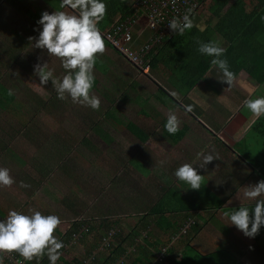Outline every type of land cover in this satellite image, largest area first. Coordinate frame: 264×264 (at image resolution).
Returning a JSON list of instances; mask_svg holds the SVG:
<instances>
[{
    "label": "crops",
    "instance_id": "1",
    "mask_svg": "<svg viewBox=\"0 0 264 264\" xmlns=\"http://www.w3.org/2000/svg\"><path fill=\"white\" fill-rule=\"evenodd\" d=\"M57 1L58 4L55 5L59 8L55 9L52 2L51 10L73 11L68 8L60 9L61 0ZM40 2L41 0H38V4ZM200 2L201 9L191 15L193 20L191 29L185 30L183 34H176L178 36L170 34L161 38L162 45L155 50L157 54L160 50L159 59L154 67H150L149 74L138 72L105 43L104 51L97 53L94 66L99 67L100 64L106 66L104 72L110 73V79L113 82H109V78L104 79V76L101 77L108 83L101 82L97 72H94V91L98 93L96 87L107 89L110 99L113 96L116 102L113 105L116 106L115 108L120 114L128 113V111L133 112L135 96L142 97L147 90V94L142 100L143 103L137 106L135 111L138 119V116H143L141 123H137L135 120L122 123L114 115H110L108 123L103 121L106 127L114 131L113 135L118 131L117 122L124 125L125 131L129 135L120 138L121 147L115 149L114 146L111 148L107 146L105 148L104 145L111 144L113 136L108 139L107 136L98 132L100 135L98 138L104 142L102 144H104L103 149L105 148L104 151H100L99 144L96 146L93 139L88 138L85 133L79 135L82 128L67 137L52 136L53 139H50L49 136L45 140L47 143L45 150H50V152L44 153L48 157L50 156V159L52 158L56 164V167H52L50 170L53 172L50 184L52 182L54 188L59 192L65 190V196L60 200L61 204L58 202L57 206L54 204L57 201H51L52 203L46 205L45 208L50 207L52 210L57 207L55 214L60 217L58 225H63L62 227L69 226L71 222L83 224L85 229L88 228V225L90 226L91 231L87 233L83 239L84 242L81 243L82 247L88 246L85 252L95 249L103 234L112 230L113 227L120 234L116 239L117 242L126 240V238L130 240L132 238L136 240L139 236L141 238V233L148 227V232L144 233L143 238L139 239V243L134 245L136 255L140 250L138 246H143L155 253L164 247L168 249V246L164 244L157 245V249H155L150 243L158 240L166 241L169 238H171L169 244L171 248L180 249L182 240L172 241V236L177 235L182 225L173 234L171 228L168 227L169 223L164 222L161 228L156 225L157 216L152 212V207L159 195L171 189L183 196L193 206L200 208L193 211L202 226L193 235L192 244L195 240L198 242L205 240L206 246L203 247L208 248L211 243L212 249H203L204 252L211 253L220 249L232 254L243 264H264V230L257 240L243 235L234 225L228 223L224 210L207 209L200 195H196L199 191L202 193L203 190H208L225 199L222 208L247 205L249 211L251 210L252 201L243 196V191L245 187L255 184L261 179L247 177L248 172H255L254 165L249 164L252 161V157L249 156L254 155L250 151L249 141L252 139V135L258 138L257 143L262 144V140L251 132L252 121H255L257 117L244 106V101L247 98L264 96L262 75L264 55L261 54L264 51V21L262 23L260 19L254 23L251 19L259 13L261 17L264 16L262 13L264 0H202ZM116 15L123 14L117 13ZM223 18L226 19L224 21L226 26H223L221 30L217 24ZM213 20H215L214 23ZM201 26L203 31L200 30ZM105 28L107 27L105 26ZM153 34L154 32L146 25H136L132 35L133 47L147 42ZM198 40L213 41L225 49L222 56L227 60L228 67L233 73L230 86H227L226 81L217 78L220 73L215 68L209 72V64L196 83L187 91L180 92L169 82L170 79L179 80L178 78H181L180 74L173 72H186V68L183 66L188 65L189 71H193V63L198 60L195 55L202 56L209 63L211 57L197 51ZM229 46L235 47L230 54H227L226 49ZM14 50H17L14 53L16 55H14L15 59L12 65L15 66L4 70L6 74L15 76L20 75L21 72L25 75L31 72L36 63L31 64L21 56L17 57L19 49L14 48ZM151 51L153 52V48ZM9 52H13L12 47H9ZM10 55L6 54V57L8 58ZM49 56L50 68L53 71L59 70L56 78H60L59 75L64 74L61 71H65L60 65V58L51 54ZM253 60L263 64L261 71L250 72L244 65V62L251 63ZM128 65L131 66V69ZM139 83L140 86H138ZM50 85L55 91L53 85L51 83ZM158 88L171 95L175 94L173 99L176 103H162L158 99L162 97ZM105 99L107 100V98ZM189 104L192 105V109L190 112H186L183 106ZM170 110L174 111L179 119L178 128H186L184 135L178 139L167 136L162 130L163 120H166ZM128 122L135 123L148 134L145 141L137 139L126 128ZM81 132H85V130L82 129ZM98 133L95 136H98ZM197 152L217 153L221 164L217 165L213 159L204 167H199L196 165L199 164V159L196 157ZM122 156L128 157L126 164L121 163ZM162 161L164 164L161 163ZM185 162H194L193 167H196L198 173L202 175L201 186L196 189V193L185 182L178 180L173 175L175 168ZM135 166L143 172H139ZM213 172H226L227 175L218 176ZM77 173L81 177L80 180L76 179L79 178ZM151 173H156L159 177L152 176ZM104 182L108 184L105 186ZM108 186L109 191L107 190ZM29 189L30 187L27 188V190ZM19 192H25V189ZM183 192L187 193V196L182 194ZM189 196L196 200L195 204L192 202V198L189 199ZM65 199L67 202L64 201ZM9 200L12 202L1 207L5 212L0 211V219L7 216L9 209L19 212L18 207L22 203L19 204V200L16 198ZM21 208L22 206H20V210ZM60 212L62 213L60 214ZM138 215L140 217L134 221L130 230L125 235L121 234L120 232L127 228L130 217ZM176 220L179 225L185 221L181 213L176 217ZM86 221H88L87 224ZM199 247H201L200 244ZM73 257L75 256L65 257V261H69Z\"/></svg>",
    "mask_w": 264,
    "mask_h": 264
},
{
    "label": "clouds",
    "instance_id": "2",
    "mask_svg": "<svg viewBox=\"0 0 264 264\" xmlns=\"http://www.w3.org/2000/svg\"><path fill=\"white\" fill-rule=\"evenodd\" d=\"M175 2L176 0H170L173 5H175ZM64 8L73 11H42L36 20V24L40 26L37 35L35 38L29 36L28 39L29 41L34 39L32 47L46 50L47 54L60 58V65L65 72L62 77L56 78L47 62L34 64L33 71L41 85L47 84L49 80L51 81L58 99L64 100L67 96L72 102L95 110L100 106V100L99 97L91 95L89 90L93 86V66L96 54L104 51L105 39L101 32L110 26L104 30H99L97 27L98 22L103 19L105 14V2L104 0H61L60 9ZM191 13L192 8L189 7L179 17L173 16L168 19V28L175 34H183L185 30L191 29L193 27ZM261 19L264 20V16ZM214 22L215 20H213ZM155 24L153 23V25ZM200 30L203 31L202 26ZM161 45L162 43L151 47L150 51L153 48V52H155L157 47ZM109 48L114 49L111 46ZM197 51L211 57L209 72L215 68L220 73L217 78L226 81L227 86H230L233 73L228 67L227 60L222 56L225 49L216 42L198 40ZM119 57L123 58L120 55ZM146 59L148 60L146 71L133 66L129 62L127 63L138 72L149 74L150 59L145 55L144 60ZM9 92L11 93V90ZM244 106L255 117L259 118L264 115V96L247 98L244 101ZM183 107L186 112H190L192 109L190 104ZM252 123H255V121H252ZM178 126L179 119L176 113L170 110L166 116L164 129L169 134H174L178 131ZM196 157L199 159V164H196L199 167H204L214 158H219L210 152H197ZM194 164V162L180 164L175 168L173 175L178 180L185 182L189 188L199 189L202 175L198 173L196 167H193ZM13 182L14 179L10 176L9 169L0 166V186L6 187ZM19 184L21 187H28L23 181H20ZM243 196L252 201L251 216L247 205L239 206L235 210L226 213V215L228 223L234 225L243 235L251 238L264 226V180H259L255 184L245 187ZM29 213L25 214L9 209L7 216L0 219V251H15L25 260H32L35 257L38 261L42 255H46L49 264H56L60 256L59 249L63 247V241L53 235L54 229L60 223L59 217L54 214L45 215L40 211L31 209H29ZM107 233H109V230L102 236V240H106L105 246L108 248L107 252H110L108 245L110 240H114L112 238L114 233L111 236ZM181 235L183 234L178 232L176 239ZM159 252L160 249L155 253V259L152 261H161L163 256L159 258ZM122 255L113 264H125ZM118 260L120 261L117 262Z\"/></svg>",
    "mask_w": 264,
    "mask_h": 264
},
{
    "label": "rangeland",
    "instance_id": "3",
    "mask_svg": "<svg viewBox=\"0 0 264 264\" xmlns=\"http://www.w3.org/2000/svg\"><path fill=\"white\" fill-rule=\"evenodd\" d=\"M41 2L38 4V0H0L1 3L0 4V83L8 87L11 90V92H13L17 96V99H20L21 101L27 100V96L25 95H29L32 98H38L41 101L47 100L48 98H50V92L52 91L50 80L48 81L47 84L41 85L38 81L37 75L33 70L26 75L23 72H21L20 75H15V76H12L11 74H6V72L4 71L7 70L10 66L11 67L15 66V65L12 66L15 59L14 55H16L14 53L17 51L14 50V48L19 49V52L17 53V57L21 56L23 59H26V61L28 60V62H30L31 64H33L34 62L35 63L47 62V65L50 68V56L45 52L46 50H41L32 47L31 45L34 42V39L33 41H29L28 39L29 36L35 38L40 27L39 25L37 26L36 22H34L35 20H33L31 16L37 19L39 18L42 11H48V12L54 11V9L53 10L50 9V4L52 2L55 9L59 8L55 5L58 4L57 0H41ZM37 5L39 7H36ZM27 11L29 12L27 13ZM34 29H36V31H34ZM9 47H12L13 52H9ZM6 54H11V55L7 58ZM130 67L131 66H129V68ZM105 69L106 66H102L101 64L99 65V67L93 66V75L94 72H97L98 74L97 76L100 78L101 82L108 83L107 81L104 80L108 78H109V82H113L112 79H110L111 78L110 73L104 72ZM61 72L64 73L65 71H61ZM58 73L59 70L53 71V75H55V77L56 76L58 77ZM62 75L63 74H60L59 76L62 77ZM101 76H104V79ZM93 83L95 84V82ZM128 83L126 84L128 85ZM138 86H140V83ZM132 88L134 89V87ZM94 90L95 87L93 85L92 88L89 90L90 94L99 97L100 106L95 110L91 108L92 109L91 113H93L95 119H98L97 122H93L87 116V112L90 110V107L79 103H74L67 96L64 100L54 98L53 104L56 103L57 105L54 106V108H52L53 110L40 109L36 114L29 112L27 115L14 111L12 109L13 107H10L6 101L0 98V135L3 137L2 141L0 142L4 143V146L6 147L5 153H1L0 155V166L7 167L9 169L10 176H12L14 179V182L11 185L6 187L5 186L0 187V207L5 206V204H8V202H12L11 200H9L10 198H16L17 200H19V204L22 203V205H20L22 206V209L20 210V206L18 207L19 212L30 214L29 209H31V210L40 211L42 214L45 215L49 214L50 212V214H54L58 216V214H55L57 207L50 210V207L45 208V206L50 205V203H52L53 201L54 202L57 201V203L54 204L58 206V202H60V200L65 196L64 194L65 190L63 189V191L59 192V190L54 188L53 186L54 184H52V182L50 184V179H49L50 177L47 176L43 179V182L41 184L35 185L34 181L37 179L38 174L37 173L35 174V172H29L31 169H33L32 167L35 164V160H36L35 157H37L36 154H38L39 156V154L41 153L42 156V153L45 152V148L47 147L46 145L47 143L45 142L46 138L49 136L50 139H53V137L56 138L67 137L74 134L75 131L82 128L85 130V132H81L82 131L81 129L79 135L85 133V135H87L88 138L93 139V142L95 143L96 146H98L99 144L100 151H104V149L107 148V146H109L110 148L114 146L116 149L118 147H121L120 138H123L124 136H128L129 134H127V132L125 131L124 125L119 124L116 121L118 124V131L117 133H114L115 135L114 136L112 134L114 131L106 127L103 121L107 122V120H110V115L116 116L122 123L127 122L128 120H135V122L137 123H141L143 121V116H138L139 117L138 119L135 111L138 108L137 106L143 103L142 100L144 98V95L146 96L147 90L145 91V94L142 97L135 96V101H134L135 105L132 106V110H133V112L131 111L132 113L128 111V113L123 112L122 114H120L117 111V108H115L116 106L113 105L114 103L112 102L109 103L103 97L100 98V95L97 94ZM51 102L52 101H50V103ZM143 106L145 105L143 104ZM22 120L26 121L25 123L26 127H21L20 124ZM30 129H31L30 136H28L30 133L27 135L28 137L23 135L22 132L24 130L30 131ZM98 132L102 133L103 136H107L108 139L112 138L113 136V140L110 142L111 144L109 143H107L108 145L102 144L104 142L98 138L100 137ZM96 133H98V136H95ZM252 136H253L252 139H250L249 141V148L251 149L250 151H252L255 156L259 157L261 155L262 145L260 143H257L258 138L256 136L254 135ZM44 145L45 147L41 150V148ZM103 145L105 146L104 149H103L104 147ZM213 154L218 156L217 153L213 152ZM6 157L7 159H5ZM127 159L128 157L122 156L121 163L126 164ZM214 161L217 165L221 164L219 158H214ZM131 165L134 166L133 163H131ZM36 167H37V163H36ZM137 169L139 172H143V170L139 168ZM154 172H158V171H154ZM213 174H217L218 176L227 175L226 172H213ZM151 175L159 177L156 173H151ZM77 176H79L78 173ZM28 178H32L34 181H27ZM80 178L81 177L79 176V178L76 179L80 180ZM20 181H23L25 184H28L30 182L31 184L28 185L30 189L27 190L28 187H21L19 184ZM107 184L106 182H104L105 186ZM107 188H108L107 190L109 191V186ZM22 189H25V192H19ZM182 194L187 196V193L183 192ZM190 198L192 197L189 196V199ZM64 201L67 202V199H65ZM192 202L195 204L196 200L193 199ZM59 204H61V202ZM61 213L62 212H60V214ZM139 217L140 215L136 217L131 216L127 224L128 225L127 228H124L123 232L120 233L125 235L130 230L131 226H133L134 221L137 220ZM62 226L63 225H57L56 227H58L61 231H63L64 228H67V226L64 227ZM183 226L187 229L188 223L183 224L181 227ZM148 230H149L148 227L145 228L144 232L141 233V238H143L144 233L148 232ZM115 232H116V228L113 227L112 230L110 229L109 233L107 234L111 236V234ZM112 238L114 239V237ZM141 238L139 236L136 238V240H134V238H132V240L127 238L126 240H123L124 242L123 245L125 246L126 251L125 254L122 255V257L125 264H127L128 260L136 254L134 253L135 252L134 245L139 243V239ZM105 243L106 240H102L101 238L99 245H97L95 249L90 250L91 254H98V255L100 253L106 254L108 248L107 246H105ZM193 244H194V249H197L199 252H202L203 254L208 253V251L204 252V250L207 249L209 250L212 246L210 243L208 248L203 247L206 246L205 240L199 242L198 240H195L193 241ZM199 244L201 245V247H199ZM71 246L72 248L68 247L66 249L63 248L61 250L60 256H62L63 259L65 257L71 258L73 255L78 259L80 258H85V260L87 259V257L83 256L85 250L88 249L87 245L85 247H82V244L79 241ZM88 261L89 260L87 259L85 261L86 262L85 264H91ZM119 261L120 260H118L117 262ZM56 264H62V263L57 260Z\"/></svg>",
    "mask_w": 264,
    "mask_h": 264
},
{
    "label": "trees",
    "instance_id": "4",
    "mask_svg": "<svg viewBox=\"0 0 264 264\" xmlns=\"http://www.w3.org/2000/svg\"><path fill=\"white\" fill-rule=\"evenodd\" d=\"M199 1H202V0H199ZM104 2H105V14H104L103 19L98 22L97 26L99 30H103L105 26L108 27L110 23L112 22V19L117 13L123 14V15H127L130 13L128 10L129 9L128 5L130 3V0H104ZM262 8H263L262 13H264V5H262ZM31 18L35 21L38 19V18L35 19V17H32V16ZM251 19L253 20L254 23H257L261 19V14L259 13L256 17H252ZM225 20L226 19L223 18V20H220L218 22L217 24L218 28L221 29L223 28V26H226L224 22ZM263 21L264 20L261 19L262 23ZM232 24H235V22H232ZM104 43L106 46L110 47L105 41ZM233 47L229 46L226 49V53L230 54ZM112 50L119 56L118 52L115 49H112ZM243 52L245 51L243 50ZM159 53H160V50L158 51V54L152 51H149L146 54V57L150 59V67H154L156 63L158 62ZM261 54L264 55V51ZM195 57L198 60L196 62V59H194V61L197 63V64L193 63L194 72L189 71L190 67L186 65V66H183L186 68V72H180V71L173 72L174 74L178 73L181 75V78H178L179 80L177 79L169 80V82L172 85H174L176 89L180 92L187 91L188 89H190V87L196 83L198 78H200V76L204 73V71L208 67L209 63L206 62L202 56L198 57V55H195ZM252 62H255V60H253ZM252 62L251 63L244 62V65L248 67V70L250 72L251 71L257 72L259 70L261 71L263 64L257 63V62L252 63ZM262 75L264 78V71L262 72ZM9 90L10 89L8 87L0 83V98L6 101L10 107H13L12 109L14 111H17L18 113L20 112L24 115H27L29 112L36 114L38 113L40 109L53 110L52 108H54V106L57 105L56 103L53 104L54 98H57L56 92L53 90L50 92V98H48L47 100H43V101H41L38 98H32L29 95H25L27 96V100L21 101L20 99H17V96L13 92L10 93ZM158 90L161 92V95H162V97L158 99L162 103L164 104H175L176 103L175 100L173 99V95L169 94L168 92H166L165 90L161 88H158ZM96 91L98 92L97 94L99 95L101 94L100 96H103V98L104 97L107 98L109 103L112 102L116 104L112 95H111L112 98L110 99L109 97L110 93H107L108 92L107 89H103V87L102 88L97 87ZM50 101L52 102L50 103ZM91 112H92V109L90 108V110L87 112V116H89V118L93 122H97L98 119H95L93 113ZM22 122L20 124L21 127H26L25 126L26 121L22 120ZM164 123H165V120H163L162 130L166 133L167 136L172 137L174 139H178L184 135L185 130H186L185 127L178 128V131L174 134H169L164 129ZM126 128L137 139H139L142 142L145 141L146 138L148 137V134L142 128H140L138 125H136L133 122H128L126 124ZM251 132L254 133L255 135H258L261 138L262 147H261V155L259 157L254 156V155L249 156V157H252V161L254 160L253 162L252 161L249 162V164L254 165L253 167L255 168V172H248L247 177L250 176V179L256 178L258 180V178H260L261 180H264V115L260 116L259 118L255 120V123H253L251 126ZM22 133L25 136H27L30 133L28 135L30 136L31 129L30 131L24 130ZM2 139L3 137L0 135V141H2ZM43 147H45V145ZM5 149L6 147L4 146V143L0 142V153H5ZM47 151L50 152V150H45V152ZM5 159H7V157ZM35 159H36L35 164L32 167L33 169H31L29 172H35V174L37 173L38 174L37 179L34 181L32 178H28L27 181H34L35 184L38 185L43 182V179L46 176L50 177L49 179L51 181L52 180L51 173L53 172H50V170H52V167L53 168L56 167L54 160L52 158L50 159V156L48 157L46 153L42 154V156L41 154H39V156L37 155ZM36 163H37V167H36ZM193 190H195V193L197 192L196 189H193ZM167 191L168 192H164L163 194L161 193L159 195L158 200L154 203L152 207L153 208L152 212L157 216L156 225L161 228L164 222H167V224L169 223L168 227L171 228V231L173 234L177 232L179 227L183 225L185 222L184 221L180 225L177 223L176 217L180 213L183 215V220L190 219L192 221L191 223H189L188 230L186 231V233L181 235L178 239L175 240V241L179 239L182 240L181 248L180 249H175L173 247L171 248V245H169L171 238H169L166 241L163 240L162 242L161 240L152 241L150 245L154 247L155 249H157V245H160V244L161 245L164 244L168 246V249L163 255L161 261H152L155 259V257L153 256L155 252H150V250H148L147 248L143 246H138L140 247L139 252L137 253V255L135 254L134 257L130 258L127 264H243L238 259H236L232 254L225 252L223 250H220V249L215 252L208 253V254L206 253L203 254L202 252H199L197 249H194V244L191 243V239L194 237L193 235H195L198 232V230L201 228L202 224L198 222L196 218V213L193 211L198 210L200 208L193 206L188 200H186L183 196L179 195L175 191L171 189H168ZM196 195L198 196L200 195L201 199L205 202L207 209H210V210L215 211L216 209H222L226 213H229L235 210V208H238V207L222 208V205L225 199L219 197L215 193L209 192L208 190H203L202 193L201 191H199L197 192ZM0 209H1L0 210L1 212L2 210L3 212H5V210L2 209L1 207ZM249 215L251 216V210L249 211ZM208 216H211V215H208ZM87 222L88 221H86L85 223L87 224ZM83 226H84L83 224L82 225L78 224V222H71L69 223V226H67V228H65L63 231H61L58 227L54 229L53 235L56 236L59 240L63 241V247L59 249V252H61L63 248L64 249L68 247L72 248L71 245L76 244L79 241L81 243L84 242L83 239L87 236V233L91 231V228L88 225L87 231H84V230H81L83 229ZM106 227L108 228L109 226H106ZM263 230H264V226H262L259 232L252 238L254 240H257L262 234ZM80 234L81 236L78 237ZM113 235L116 237L114 240H110L109 242L108 247L110 248V252H106V254L100 253L98 255V254H91L90 250H88L85 252V254H83V256L87 257V259L89 260L88 261L89 263L91 264H109V263L113 264V262L117 260L118 257L121 256L125 252L123 241L121 242L116 241V239L120 236V234L118 232H115ZM2 259L3 258L0 256V264H6L7 260H2ZM86 260L85 258L78 259L76 257H73L71 260L65 261V258L63 259L62 256H59L58 258V261L61 262L62 264H85ZM25 264H49V261L46 255H42L38 261H37V258L34 257V260L28 261Z\"/></svg>",
    "mask_w": 264,
    "mask_h": 264
},
{
    "label": "built area",
    "instance_id": "5",
    "mask_svg": "<svg viewBox=\"0 0 264 264\" xmlns=\"http://www.w3.org/2000/svg\"><path fill=\"white\" fill-rule=\"evenodd\" d=\"M129 14L117 15L113 18L109 28L101 32L105 41L113 47L118 54L127 62L143 71L148 69V60H144L145 55L151 47L161 43V38L174 33L168 28L167 20L173 16L179 17L185 9L191 7L192 14L197 13L201 8L199 0H176L175 5L170 0H131L129 3ZM153 23H156L153 25ZM146 25L154 32L147 42L138 47L132 45V35L136 25ZM186 219L184 224L191 223ZM185 226V225H184ZM183 226V227H184ZM180 228L179 234H184L187 229ZM86 231L85 228L81 229ZM81 234L78 236L80 237ZM177 237L172 236V241ZM166 248H161L159 258L163 256ZM2 260H7L6 264H25V260L15 251H0Z\"/></svg>",
    "mask_w": 264,
    "mask_h": 264
}]
</instances>
